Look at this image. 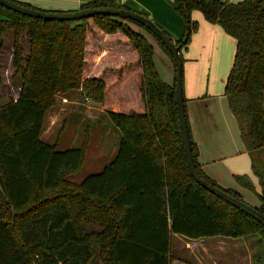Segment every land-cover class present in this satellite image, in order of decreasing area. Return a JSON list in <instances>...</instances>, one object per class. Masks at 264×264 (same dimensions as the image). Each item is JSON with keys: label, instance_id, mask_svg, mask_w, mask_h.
<instances>
[{"label": "trees", "instance_id": "trees-1", "mask_svg": "<svg viewBox=\"0 0 264 264\" xmlns=\"http://www.w3.org/2000/svg\"><path fill=\"white\" fill-rule=\"evenodd\" d=\"M167 3L185 24L174 43L181 57L198 28L193 11L234 40L224 96L259 185L255 209L264 216V162L262 170L254 162L257 154L264 161V0ZM97 8L130 10L117 0H93L80 10ZM123 22L145 31L173 63L161 42L133 21L100 15L47 22L0 6V40L12 32V65L22 80L18 98L0 106V264H169L171 235L190 240L264 235L261 224L190 177L175 80L171 87L160 80L152 44ZM22 34L30 44L25 57L18 43ZM107 59L116 65V78L95 74ZM131 78L133 93H124ZM70 90L100 104L119 132L112 161L77 184L67 178L80 172L87 142L58 151L41 140L54 96ZM189 138L198 174L220 189L200 170L190 132ZM236 182L254 190L246 176ZM222 191L243 202L236 191Z\"/></svg>", "mask_w": 264, "mask_h": 264}, {"label": "rangeland", "instance_id": "rangeland-1", "mask_svg": "<svg viewBox=\"0 0 264 264\" xmlns=\"http://www.w3.org/2000/svg\"><path fill=\"white\" fill-rule=\"evenodd\" d=\"M222 1L236 3L243 0ZM195 14L199 13L193 11L191 17ZM123 24L154 41L139 27L127 22ZM218 30L215 36L199 33L194 39L193 33L190 40L192 47L182 53L184 110L188 120L194 113L196 119L200 113H207L212 120L210 126L205 129L207 136L211 138L203 140L204 149L214 157L210 158L213 160L208 164L209 179L222 190L236 191L243 203L257 208L259 185L251 172L237 123L224 96V84L234 57V41L221 29ZM0 42L2 106L18 98L22 80L12 65V32H8ZM18 43L23 51L22 56H27L30 44L25 34L18 37ZM153 64L160 80L170 87L173 86V63L155 45ZM115 71L116 65L107 59L97 67L95 74L102 72L107 77L116 78ZM133 82L134 78H131L124 88V93H133ZM114 94L115 91L110 88L108 95L113 98ZM41 140L46 144L55 145L58 151L77 148L84 141L87 142L86 158L80 172L67 178L70 182L80 183L87 176L101 172L112 161L116 155L119 132L100 104L85 99L80 91L70 90L54 96L52 105L45 114ZM261 158L258 154L254 157L255 167L259 170H262L264 162ZM238 176H246L253 184L254 190L240 187L236 182ZM200 240L202 241H192L195 243L188 250L185 248L186 238L171 235L169 264H264V235L261 233L253 232L237 240L223 237H207Z\"/></svg>", "mask_w": 264, "mask_h": 264}, {"label": "water", "instance_id": "water-1", "mask_svg": "<svg viewBox=\"0 0 264 264\" xmlns=\"http://www.w3.org/2000/svg\"><path fill=\"white\" fill-rule=\"evenodd\" d=\"M0 6L4 7L7 10L15 12L17 14L39 19L47 22L57 21V22H73L79 21L94 16H110L118 17L122 20H129L138 23L141 26L146 27L151 34L156 37L161 44L167 49L171 55L175 68V102H176V111L177 119L179 123V130L181 134V142L183 146V152L185 157L186 166L189 172L190 177L193 181L200 185L210 194L214 195L218 199L224 201L226 204L231 207L241 211L245 215L251 217L253 220L258 222L264 227V216L260 214L255 208H252L245 203L236 200L232 196L223 192L222 190L215 188L209 185L205 180H203L195 166L194 158L192 155L191 142L189 138L188 126L184 110V98H183V61L180 54V46H176L170 38H168L162 30H160L154 22H152L147 17H144L141 14H138L133 11H127L122 9H113V8H97V9H86L78 10L74 12H65V13H52V12H42L38 10L28 9L17 5L8 0H0ZM185 41V40H184ZM1 46V42H0Z\"/></svg>", "mask_w": 264, "mask_h": 264}, {"label": "crops", "instance_id": "crops-1", "mask_svg": "<svg viewBox=\"0 0 264 264\" xmlns=\"http://www.w3.org/2000/svg\"><path fill=\"white\" fill-rule=\"evenodd\" d=\"M15 1L29 4L30 6L43 11L65 13V12L78 11L80 10V7L83 4H86L93 0H15ZM117 2H119L122 5H125L127 8H129L134 12H138L145 15L148 19L156 23L159 27L162 28V30H164L169 35L173 43H175L183 35L185 29L184 21L172 10V8L167 3V0H117ZM191 18L192 19L194 18V21L197 22L199 29L194 33L193 39L197 37L199 33L200 34L202 33L204 36H215L218 34L219 31L218 29H221L217 25L208 24L200 13L193 15ZM148 40L150 41L154 49V45L157 46L156 43L154 41H151L150 39ZM190 43L187 47V50L183 51L182 53H186L188 49L192 47L193 44ZM157 48L161 51V49L158 46ZM234 49H235V43H234ZM183 98H184V86H183ZM185 116H186L187 126L189 128L191 139L195 145V153H196L195 156H196L197 165L199 166L200 170L209 178L210 173L208 171V164L213 160L210 158H214V157L211 156V154L204 149L203 140H205V138H211V136L209 137L207 136L206 133L207 131H205V129L208 126H210L212 120L207 113L205 114L200 113L197 119H196V113H194L189 120L186 115V112H185ZM116 152H117V144H116ZM246 154L249 158L250 168L252 172L251 160L247 152ZM197 240L202 241L200 239ZM186 241L187 242L185 248L189 250L190 248H192V246L195 243L192 241L195 240H190L186 238Z\"/></svg>", "mask_w": 264, "mask_h": 264}]
</instances>
